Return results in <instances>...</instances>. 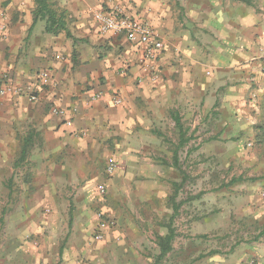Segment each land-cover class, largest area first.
Wrapping results in <instances>:
<instances>
[{"label": "crops", "instance_id": "1", "mask_svg": "<svg viewBox=\"0 0 264 264\" xmlns=\"http://www.w3.org/2000/svg\"><path fill=\"white\" fill-rule=\"evenodd\" d=\"M52 1L76 42L65 30L47 33L45 20L34 24L35 0H0V82L8 78L32 86L38 95L37 101L0 95V187L7 190L14 216L26 217L18 227L30 219L32 229L53 233L68 215L69 233L77 222L85 231L89 224L96 234L97 207L106 205L122 170L140 155L138 146L128 145V134L148 127L164 106L172 117L179 115V104L196 103L199 113L206 112L199 117L204 119L221 109L222 100L236 111L248 97L264 103V0ZM117 4L149 20L164 41L155 62L157 80L144 70L140 45L100 32L96 11H111ZM115 96L122 103L116 104ZM54 107L66 109L71 124L55 115ZM27 139H32L30 152L16 167ZM114 149L119 156L111 155ZM109 155L117 161L113 174L107 173L108 163L104 166ZM31 160L37 162L39 183L32 198L22 197L16 174L35 169ZM30 179L22 182L23 191L33 185ZM69 189L74 198L61 203L68 195L62 190ZM63 248L55 251L60 261ZM45 254L25 251L23 256L26 262L47 264Z\"/></svg>", "mask_w": 264, "mask_h": 264}, {"label": "rangeland", "instance_id": "2", "mask_svg": "<svg viewBox=\"0 0 264 264\" xmlns=\"http://www.w3.org/2000/svg\"><path fill=\"white\" fill-rule=\"evenodd\" d=\"M113 8L125 11L120 4ZM256 101L248 97L236 111L222 100L221 109L209 111L204 119L199 117L206 112L199 113L198 104L184 108L179 104L187 134L194 136L180 152L189 177L177 198L184 203L173 224L177 233L173 250L161 264H264V180H247L264 173V155L255 141L256 126L264 122V103ZM144 107L153 113L151 103ZM157 113L149 128L127 135L128 145L138 146L140 155L133 159V166L122 170L106 205L96 209L113 221L101 239L92 234L89 224H84L85 231L75 222L69 233L68 215L57 221L53 233L43 227L32 229L30 219L18 227L26 217L14 216L7 190L0 187V264H36L37 260L26 262L25 251L45 252L47 264H57L60 260L55 251L62 246L59 264H150L158 253L156 237L167 232L164 223L173 214L169 201L174 192L172 182L181 180L172 166L178 139L175 121L166 106ZM115 151L111 155L119 156ZM112 158L109 155L104 166ZM31 163L35 169L25 168L16 174L18 183L14 184L22 197L31 194L32 198L39 183L37 162ZM28 175L33 185L23 191L21 185ZM7 176L3 174L5 179ZM239 177L244 180L231 183ZM62 191L68 195L63 194L61 203L74 198L73 189ZM18 204H22L20 198Z\"/></svg>", "mask_w": 264, "mask_h": 264}, {"label": "built area", "instance_id": "3", "mask_svg": "<svg viewBox=\"0 0 264 264\" xmlns=\"http://www.w3.org/2000/svg\"><path fill=\"white\" fill-rule=\"evenodd\" d=\"M95 19L98 22L100 32L115 33L124 35L130 42L140 45L141 57L144 64V70L150 74L152 80H157L159 74L156 70V61L164 49V41L160 38L158 32L149 20L134 17L119 8H113L111 11L99 10L95 13ZM24 95L30 101H37L38 95L34 92L32 86L14 84L8 78L0 82V95ZM116 104L122 103V98L114 97ZM52 112L71 124V120L66 118L67 111L64 108L54 107ZM117 168V161L112 158L107 165V173L113 174ZM100 194L106 193V186L99 185ZM99 219L98 232L96 238L104 237V231L113 223L112 219H105L103 212H98Z\"/></svg>", "mask_w": 264, "mask_h": 264}, {"label": "trees", "instance_id": "4", "mask_svg": "<svg viewBox=\"0 0 264 264\" xmlns=\"http://www.w3.org/2000/svg\"><path fill=\"white\" fill-rule=\"evenodd\" d=\"M33 14L34 24L38 20H45V31L47 33L56 35L60 31L65 30L68 37L72 38L74 42L78 40L68 29L65 14L57 10V8L55 7V3L52 0H35V9ZM172 118L175 121V125L178 130V139L174 143L172 166L179 172L181 180L172 182L174 192L170 196L169 201L173 209V214L168 219V222L164 223L167 227V232L164 235H157L156 237L158 253L154 256L150 264H161L163 260L168 256V254L173 250V242L177 236L176 228L173 224L176 216L179 214L181 206L184 203V201H178L177 198L181 190L185 187V184L189 177L188 172L183 168L184 161H182L180 152L183 151L187 146H189L194 135L187 134L188 129L185 128L180 115L173 113ZM256 132V146L261 148V153L264 155V122L256 126ZM31 142L32 139L25 140L22 146L21 156L16 162V167L20 166L21 162L26 160L31 149ZM242 180H244L243 177L233 178L231 180V183L239 182ZM247 180H264V173L259 177H250ZM261 234H264V229Z\"/></svg>", "mask_w": 264, "mask_h": 264}]
</instances>
